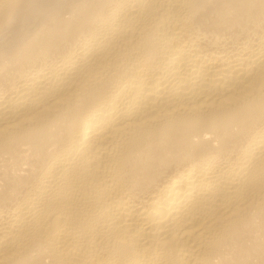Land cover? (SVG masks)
Wrapping results in <instances>:
<instances>
[{
    "label": "bare ground",
    "instance_id": "6f19581e",
    "mask_svg": "<svg viewBox=\"0 0 264 264\" xmlns=\"http://www.w3.org/2000/svg\"><path fill=\"white\" fill-rule=\"evenodd\" d=\"M0 264H264V0H0Z\"/></svg>",
    "mask_w": 264,
    "mask_h": 264
}]
</instances>
